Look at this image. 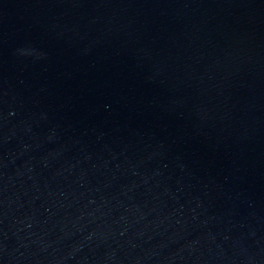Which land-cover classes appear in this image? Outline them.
<instances>
[{
  "label": "water",
  "instance_id": "obj_1",
  "mask_svg": "<svg viewBox=\"0 0 264 264\" xmlns=\"http://www.w3.org/2000/svg\"><path fill=\"white\" fill-rule=\"evenodd\" d=\"M0 264H264V0H0Z\"/></svg>",
  "mask_w": 264,
  "mask_h": 264
}]
</instances>
